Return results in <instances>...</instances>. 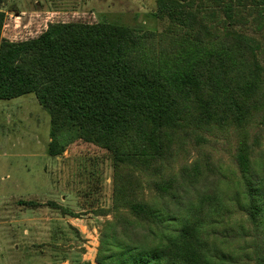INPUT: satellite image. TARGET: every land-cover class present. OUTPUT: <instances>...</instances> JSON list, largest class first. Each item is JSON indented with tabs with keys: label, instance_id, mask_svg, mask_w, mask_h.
<instances>
[{
	"label": "trees",
	"instance_id": "trees-1",
	"mask_svg": "<svg viewBox=\"0 0 264 264\" xmlns=\"http://www.w3.org/2000/svg\"><path fill=\"white\" fill-rule=\"evenodd\" d=\"M225 1L215 23L156 0L162 33L57 22L21 41L0 12V100L36 96L50 156L85 144L112 160L96 264H264V64Z\"/></svg>",
	"mask_w": 264,
	"mask_h": 264
},
{
	"label": "rangeland",
	"instance_id": "rangeland-1",
	"mask_svg": "<svg viewBox=\"0 0 264 264\" xmlns=\"http://www.w3.org/2000/svg\"><path fill=\"white\" fill-rule=\"evenodd\" d=\"M193 3L201 16L215 9L210 23L227 19L226 6L215 0ZM226 3L233 8V28L260 44L264 64L262 0ZM156 11V0H0L2 37L10 41L35 37L57 22H110L162 33L170 21ZM50 131V114L34 94L0 100V264H96L100 232L112 219V160L85 144L52 157ZM259 151L264 155V144ZM223 162L230 165L228 154ZM76 229L88 233L86 247Z\"/></svg>",
	"mask_w": 264,
	"mask_h": 264
},
{
	"label": "crops",
	"instance_id": "crops-1",
	"mask_svg": "<svg viewBox=\"0 0 264 264\" xmlns=\"http://www.w3.org/2000/svg\"><path fill=\"white\" fill-rule=\"evenodd\" d=\"M76 230L80 233V236H81V239H79L80 243L83 244L82 245L83 247H86L87 245H86V243L84 244V240L87 239L88 233H86L84 231V229H76ZM83 260H85V259H83ZM63 264H67V262H64Z\"/></svg>",
	"mask_w": 264,
	"mask_h": 264
}]
</instances>
